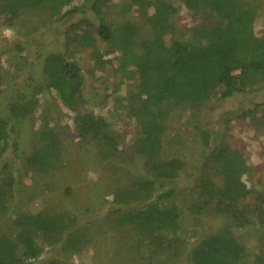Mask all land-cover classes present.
Masks as SVG:
<instances>
[{
	"label": "trees",
	"instance_id": "obj_1",
	"mask_svg": "<svg viewBox=\"0 0 264 264\" xmlns=\"http://www.w3.org/2000/svg\"><path fill=\"white\" fill-rule=\"evenodd\" d=\"M74 1L79 4L72 5ZM116 1L0 0V17L14 24L23 9L42 8L61 21L88 10L95 18L84 16L66 29L64 50L90 47L94 59L118 51L119 68L131 67L139 78L140 100L129 103L125 110L137 120L134 148L139 151L154 140L157 160L151 163V174L136 183L138 190H117L111 203L118 213V224L134 226L143 234L141 248L146 253H142L151 255L161 245L177 242L181 237L183 217L173 182L208 164L212 156L221 164L222 183L216 186L209 177L199 180L197 186L206 199L197 208L216 199L215 208L237 214L238 222L205 237L189 253L187 264H264V256L260 261L254 248L244 240L245 234L251 231L264 241V195L258 199L262 207L253 212L248 213L237 204L248 194L243 179L248 171L246 160L237 164L234 153H228L224 146L210 156L213 134L197 126L190 137L184 133L178 135L175 143L163 141L165 121H170L173 112L193 108L198 113L199 106L219 87L223 89L219 99L224 100L246 95L264 83V33L255 31V6L247 0ZM180 5L190 16L207 7L217 15L218 21L194 28L189 40L165 41L164 35L172 29ZM135 9L141 12V19L133 16ZM79 25L84 26L78 29ZM39 57L47 88L76 113L78 133L117 151L119 143L108 129L109 120L114 117L113 109L99 115L81 105L84 83L81 67L69 62L63 50L40 52ZM6 97L0 74V104L6 100V106L0 109V179L3 181L0 195L8 194L7 189L18 181L19 168L14 169L9 160H2L10 143L11 149L17 148L15 123L29 114L37 99L35 95L24 100L22 93L15 98ZM50 135L45 132L42 138L50 141L27 158L29 165L41 171L53 166L58 157L57 142ZM178 141L183 143L179 151ZM195 148L199 151L197 160ZM68 227L61 215H19L0 234V264H32L45 249L61 240Z\"/></svg>",
	"mask_w": 264,
	"mask_h": 264
},
{
	"label": "rangeland",
	"instance_id": "obj_2",
	"mask_svg": "<svg viewBox=\"0 0 264 264\" xmlns=\"http://www.w3.org/2000/svg\"><path fill=\"white\" fill-rule=\"evenodd\" d=\"M247 1L256 8L255 31L264 33V0ZM75 3L79 1L72 5ZM132 12L133 16L142 18L139 10ZM80 15L57 21L45 9L25 8L14 24L0 17V74L4 95L15 98L22 93L24 100L37 96L34 108L15 123L17 148L11 149L10 143V149L2 157L20 171L14 187L7 189L8 194L0 195V234L21 214L61 215L69 227L61 240L45 249L32 264H187L189 253L205 237L238 222L237 214L215 208L216 199L197 208L206 199L197 186L199 180L209 177L216 186L222 183L221 164L211 156L214 151L224 146L228 153H234L237 164L246 160L248 171L243 179L248 194L237 204L248 213L262 207L258 199L264 195V83L246 95L224 100L219 99L223 90L219 87L199 106L198 113L188 108L173 112L170 121H165L163 141L175 143L178 135L184 133L190 137L197 126L212 132L213 148L208 164L173 182L183 217L181 237L177 242L161 245L151 255L144 254L143 234L134 226L118 224V213L111 203L117 190H138L136 183L151 174V163L157 160L154 140L139 151L134 148L137 120L125 110L129 103L140 100V80L131 67L119 68L118 51L94 59L90 47L64 50L66 29L84 16L95 18L88 10ZM217 21V15L207 7L190 16L180 5L173 27L164 39L189 40L194 28ZM83 26L79 25L78 29ZM52 50H63L69 62L81 67L84 108L99 115L113 109L114 117L109 120L108 129L119 143L117 151L108 149L97 139L82 137L76 128L74 110L65 107L58 95L47 88L39 53ZM5 106L3 99L0 109ZM45 132H50V137L56 140L59 152L53 166L41 171L29 165L27 158L50 141L42 138ZM181 146L183 143L178 141V151ZM1 150L0 145V153ZM195 151L197 160L199 151L197 148ZM244 240L260 260L264 256V241L251 231Z\"/></svg>",
	"mask_w": 264,
	"mask_h": 264
}]
</instances>
